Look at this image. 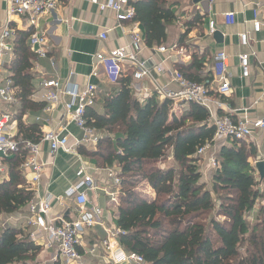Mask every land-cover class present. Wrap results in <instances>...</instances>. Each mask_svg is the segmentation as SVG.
Returning a JSON list of instances; mask_svg holds the SVG:
<instances>
[{
  "label": "trees",
  "instance_id": "1",
  "mask_svg": "<svg viewBox=\"0 0 264 264\" xmlns=\"http://www.w3.org/2000/svg\"><path fill=\"white\" fill-rule=\"evenodd\" d=\"M177 5V0H141L133 5V20L142 27L146 48L165 42V27L178 19ZM32 33L33 29L15 32V59L5 73L21 91L22 113L42 106L28 100L35 93L31 70L36 57L28 44ZM205 63L204 56L192 55L177 72L209 87L212 73H202ZM130 85L131 78L122 76L108 97L86 110L87 125L98 132L99 140L95 151L79 149L96 161L97 168L118 170L114 223L122 233L120 247L142 257L144 264H264V204L254 210L264 202V179H259L254 165L264 163V151L259 156L251 142L225 140L205 183L197 151L213 143L215 129L208 124V111L190 103L177 118L171 113V100L152 96L139 101ZM18 131L32 142L40 139L37 126L25 127L21 120ZM22 163L20 155L7 160L8 177L0 180V218L22 212L33 200ZM141 184L153 198L137 191ZM40 252L27 232L0 224V264H39Z\"/></svg>",
  "mask_w": 264,
  "mask_h": 264
},
{
  "label": "crops",
  "instance_id": "2",
  "mask_svg": "<svg viewBox=\"0 0 264 264\" xmlns=\"http://www.w3.org/2000/svg\"><path fill=\"white\" fill-rule=\"evenodd\" d=\"M103 2L104 0H99ZM176 8L177 21L165 27L166 39L161 45L170 47L176 45L181 49L179 56H170L168 52L160 53L158 48L148 49L143 44V48L138 54V59L146 68L152 69L161 65L165 74L179 70L182 66L189 64L192 55H200L206 58L203 74L213 71V57L218 52H224L228 57L230 93L226 96L218 97L215 93L216 85L210 87L211 96L220 101L223 106L217 108L211 106L208 110V124L212 126V119L216 116H229L233 122L253 121L264 117V0H203L194 3V0H177ZM57 8L50 14L39 18L37 31L45 36L44 50L46 58H39L35 55L32 74L35 78V93L28 98L31 103L41 106L25 110L20 107V89L18 88L17 102L10 105H1L4 112L14 114L13 122L15 131L19 135L18 121L21 120L25 127L37 126L39 138L47 132H57L60 125L65 124L66 131L63 136L68 139V144L74 145L75 141L81 138V132L65 115L64 104L70 101L67 96L60 97L58 102L47 104L42 100L44 93L41 88L42 80H58L60 84L69 82L70 84L82 88L86 83L97 86L100 90L96 106L101 98L108 97L112 93L113 86L108 85L100 75L99 78L92 77L91 74L95 64V54L106 53L112 49L125 47L129 44V34L132 30H137L143 41L142 27L135 22H119L116 15L106 10L101 12L91 0H57ZM258 10L261 28L259 32L252 30L253 12ZM234 13V22L226 24L224 15ZM7 19V5L0 2V32L5 26ZM214 23V33H219L215 37L209 33V23ZM10 27L14 31H28L25 18H13ZM106 33L107 39L101 40L100 35ZM246 33L248 45L242 47L239 35ZM248 56V76L242 77L239 67V56ZM14 53L10 57H5L0 69L5 76L6 71L14 61ZM162 74L157 78L161 86H167L169 90L176 91V86ZM123 77L131 78L130 89L137 100L155 96L152 83L145 79L134 81L129 70L124 71ZM173 102V101H172ZM95 106V107H96ZM39 108V109H37ZM49 108V111L46 109ZM98 108V107H97ZM186 104L173 102L171 113L177 118L188 110ZM213 127V126H212ZM225 140H220L214 145L213 152H208L200 163L202 179L209 182V168L207 161L210 155H215L218 147L225 144ZM251 143L257 148L259 156L264 151V129L254 131ZM82 148L87 152L95 151L96 147L80 145L73 153L59 151L54 157L49 155L47 143L41 145L40 159L49 163L44 168L38 185L30 183L31 175H24L26 186L33 191L34 195L45 197L50 195L51 216L64 215L66 218H73L72 203L66 200L65 190L70 184L75 182V172L81 167L87 169L88 174L94 179L97 190L89 192L90 201L103 209L102 221L108 228L116 227L114 220L117 213V206L109 202L105 192L119 193V185H113L108 179V172L114 171L116 176L117 168L101 169L97 168L96 161L80 154ZM8 158L1 159L0 163L4 170V176L0 180L8 177ZM170 159L168 158V161ZM147 187V186H146ZM148 188V187H147ZM149 189V188H148ZM149 199L153 198V192L147 193ZM57 199H60L59 201ZM119 200V194H118ZM117 200V203H118ZM118 205V204H117ZM27 207L20 213L4 215L0 218V224L6 227L20 229L26 233L25 222L28 218ZM107 234L101 227H96L87 231L83 237V245L79 248L81 254L85 249L93 245L97 246L96 256L89 257L93 264H107V253L101 246V242ZM37 246L41 247L38 256L39 264H61L56 259V250L53 247H46L42 242Z\"/></svg>",
  "mask_w": 264,
  "mask_h": 264
},
{
  "label": "built area",
  "instance_id": "3",
  "mask_svg": "<svg viewBox=\"0 0 264 264\" xmlns=\"http://www.w3.org/2000/svg\"><path fill=\"white\" fill-rule=\"evenodd\" d=\"M141 0H91L93 5L103 12L112 11L119 22H132L135 15L134 4ZM7 5V19L5 26L0 32V66L5 57L13 54V40L15 31L10 27L13 18H25L26 24L31 29L37 28L41 16L54 12L57 8V0H0ZM234 13H226L224 19L226 24L234 22ZM252 30L259 32L261 22L258 10L253 12ZM214 23H209V33L213 34ZM101 40H106V33L100 35ZM45 36L37 31L30 35L28 44L30 51L39 58H46L44 50ZM240 45H248L246 33L239 35ZM143 48V41L137 30L129 34V44L125 47L112 49L106 53L95 54L94 69L92 77H103L105 83L114 86L118 79L123 76L124 71L129 70L134 81L149 80L152 83L155 95L162 100L168 99L178 104H195L205 108L207 111L211 106L221 108L223 104L214 99L210 94V87L206 84H197L187 80L177 71L165 74L161 65L152 69L146 68L138 59V54ZM160 53L168 52L170 56H179L182 51L176 45L169 48L161 46ZM239 67L242 77L248 76V56H239ZM165 74L176 86V91H171L167 86H161L157 78ZM228 57L224 52H218L213 57L212 82L216 85L214 90L218 97L230 93ZM41 88L44 93L42 100L51 105L58 102L60 97L67 96L70 101L64 104L66 118L74 124L81 132V138L75 141L74 145L68 144V139L63 136L66 126L60 125L57 132H47L41 135L39 141L32 142L18 135L13 122L14 114L4 112L1 105H10L17 102L18 88L12 81L6 78L0 69V161L13 155L23 157L20 170L23 175H31L30 183L38 185L44 168L49 163L40 159L41 145L47 143L49 155L54 157L59 151L73 153L80 145L95 148L98 144V132L87 125L85 113L87 109L94 108L98 100L100 90L97 86L86 83L78 88L69 82L60 84L58 80H42ZM143 101V100H142ZM49 111V108L46 109ZM212 126L215 129L213 143H207L197 151V156L203 159L208 152H213L214 145L220 140L234 139L238 141L251 142L254 131L264 129V117L253 121L233 122L229 116H216L212 119ZM256 163V162H255ZM254 163V165H255ZM211 168L216 167L213 155L207 161ZM0 175L4 176V170L0 163ZM28 175V176H29ZM108 179L113 185L118 186L121 182L114 171L108 172ZM97 190L94 179L88 174L87 169L81 166L75 172V182L64 192V198L72 203L73 218H66L64 215L51 216L52 197L47 195L39 197L34 195L33 200L27 205L28 218L25 222L28 238L38 245L42 242L46 247H53L56 250V259L61 264H93L89 257L96 256L97 246L93 245L85 249L84 253L79 252L83 245V237L87 231L101 227L107 237L101 242V246L107 253V264H144L142 257L133 253H126L119 245L118 239L122 234L116 227L108 228L102 221L104 211L98 205L92 203L88 193ZM109 202L117 206L118 192H105ZM58 201L60 199H57ZM5 228V224H1Z\"/></svg>",
  "mask_w": 264,
  "mask_h": 264
},
{
  "label": "water",
  "instance_id": "4",
  "mask_svg": "<svg viewBox=\"0 0 264 264\" xmlns=\"http://www.w3.org/2000/svg\"><path fill=\"white\" fill-rule=\"evenodd\" d=\"M203 0H194V3H200ZM216 38L221 37L219 33H214L213 34ZM255 168L257 170V174L259 175V179L263 180L264 179V163L262 161H258L255 163Z\"/></svg>",
  "mask_w": 264,
  "mask_h": 264
},
{
  "label": "rangeland",
  "instance_id": "5",
  "mask_svg": "<svg viewBox=\"0 0 264 264\" xmlns=\"http://www.w3.org/2000/svg\"><path fill=\"white\" fill-rule=\"evenodd\" d=\"M209 168L212 169L210 166H209ZM208 171L210 172V170H208ZM203 179H204V178H203ZM137 191H138L141 195H143L144 197H145V196H146V197H150V195L147 194L148 191L150 192V189H148V188L145 186V184H141L140 186H138ZM263 204H264L263 201H262V202H258V205H257L256 208L254 209L255 212L258 210L259 206H260V205H263ZM255 212H254V214H255ZM250 220H252V219H250ZM251 223H253V221H252Z\"/></svg>",
  "mask_w": 264,
  "mask_h": 264
}]
</instances>
